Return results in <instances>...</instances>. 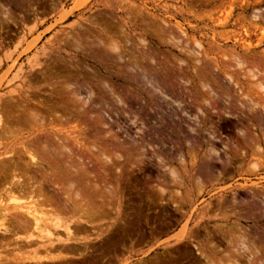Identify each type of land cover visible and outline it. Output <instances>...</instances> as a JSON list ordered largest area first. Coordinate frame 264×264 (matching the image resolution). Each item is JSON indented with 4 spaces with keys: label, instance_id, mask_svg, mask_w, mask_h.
Instances as JSON below:
<instances>
[{
    "label": "rangeland",
    "instance_id": "1",
    "mask_svg": "<svg viewBox=\"0 0 264 264\" xmlns=\"http://www.w3.org/2000/svg\"><path fill=\"white\" fill-rule=\"evenodd\" d=\"M259 81L263 89L264 0H0V105L22 94L50 113L43 132L118 190L111 215L77 233L88 248L73 254L92 255L77 263L165 264L174 255L179 264H264ZM37 129L2 135L0 153L28 161L21 145ZM55 151L46 158L64 165L67 154ZM11 171L0 172L3 192ZM3 192L0 209L31 206ZM26 235H0V264L67 253L27 245Z\"/></svg>",
    "mask_w": 264,
    "mask_h": 264
},
{
    "label": "bare ground",
    "instance_id": "2",
    "mask_svg": "<svg viewBox=\"0 0 264 264\" xmlns=\"http://www.w3.org/2000/svg\"><path fill=\"white\" fill-rule=\"evenodd\" d=\"M238 62H237V66L241 63V61H238ZM239 66L241 67V65ZM256 69L258 70V68ZM254 70L247 71L248 73L252 74L251 76L253 77V79L257 78V76L260 75L258 73L260 71H257V73L259 74L257 75L253 73ZM258 84L260 88L263 87V82L257 83V86ZM68 88L69 87H67V89ZM11 92H14V91H11ZM17 96L18 98L17 100H15ZM17 96L16 97L14 96L15 99L14 100L12 99V101L7 99L9 102L8 101L6 102L4 100V103L0 105V137L2 135L9 137L12 135L14 131L21 132L23 127L26 125H28L29 127H32L33 130L39 127L40 129H37V132L38 131L43 132L42 128H43V124H45L44 120L47 119V116L50 115V113H47V116H45L46 117L45 118L42 114H40L35 109H33L34 107L31 108L29 106L27 101L24 100V95L18 94ZM55 105H54L53 110L55 109ZM49 107L51 108L53 107V105ZM49 111H45V113ZM50 112H53V111H50ZM52 115L54 116V114ZM60 117L62 118V116ZM39 134L41 133L39 132ZM15 135L13 134V136ZM51 136L52 135L50 133L43 132L41 135L37 134V136H35L34 139L27 142V146L25 145L26 143L25 144L22 143L21 145L23 149L22 154L28 157V161H23V156L21 154H16V153L13 154V152L12 153L10 152L0 153V172H3L5 169L10 168L15 173V175L13 173L14 176L12 177L11 181L7 185L6 192L5 191L3 192V189L0 191L4 193L3 195L7 194L9 196V202H11L12 204L13 203L17 204L19 201L23 202L24 199H22V197L19 198L17 196L27 197L29 201L31 200L30 203H28V204H31V206H26V204H24L25 206L24 205L16 206L14 204L15 205L14 207L15 209L13 208L14 211L10 209L9 204L7 205V207L5 205V207L0 209V228H1L0 230H2V234L0 232V235H4V237L15 235V234L17 235L18 230H23L27 233L25 237L27 241V245H31L36 242H37L36 245H38L39 242L37 240H39L42 243L41 248L44 249V251H47V252L54 251L55 252L56 250L58 252V250L61 248L63 251L66 250L67 252L66 254L63 253V255H59V256H52V257L49 256L45 258L34 257L28 261L33 260L41 264H62L64 262L65 264H81V263H77V261L83 260V263H87L86 262L87 257H92V255L88 254V252L82 253L80 250V253H78L79 256L78 255L76 256L75 255L76 253L73 254L75 251L79 249V247H84L85 249L88 248V242L83 243L78 238L77 233L82 232V231L87 232L86 226L92 224L91 220H93L94 218H96L97 220V218L102 219V218H105L111 215L110 214L112 210L111 203L114 201V199L118 201L117 200L119 196L118 190L115 188V186L113 187L112 185L108 184V179L106 177H102V175H99L100 177H98L94 175L93 173H91V171H89L86 164H84L85 163L83 162L84 160L80 159V157L76 158L77 160L75 162L77 163L73 164L72 160L75 159L71 157L72 156L71 153H73V151L71 152V149L68 148L69 146L67 147L66 145H64L65 143L60 142V140L58 141V137H54L53 139V136L52 137ZM66 139L69 140V138H66ZM61 141H62V138H61ZM52 143L59 144L58 146L60 149H58L57 147L52 149L54 151L56 150L55 153H57V150H58L59 156L61 155L60 153H62V155L64 153L67 154L66 156L67 161L64 163V165L60 163L62 160L60 162L56 161L55 164H53L50 161L52 159L51 152H54V151H51L50 149L51 146L49 147V144H52ZM28 147L30 151L28 150ZM31 150L32 151L34 150V151L32 152ZM10 154L12 155L10 156ZM46 157H48L50 160H48ZM45 167H49L50 169L46 170ZM78 180H81V182L79 181L80 182L79 183ZM83 183H85L86 185L85 186L86 190H82L80 187ZM50 187L57 189L59 193L64 195V199H65L63 200L64 202L58 201L55 197L49 195L51 191ZM87 190L91 192L89 193V191L87 192ZM55 191L56 190H54V192ZM58 196H61V195L58 194ZM0 204L3 205V201L1 199H0ZM47 205H50V206H47ZM49 207L51 208L49 209ZM120 207L121 206H118L115 210L117 214L121 212ZM45 208H48L49 212L46 213V211H44ZM69 214L71 215L69 218L64 217V215H69ZM78 214H79V217L76 218ZM118 215L124 216L123 213L122 214L119 213ZM71 223H73L72 226H71ZM121 224H123L124 226L122 227L119 225L118 226L119 229L121 230L127 229L124 221ZM73 225H75V230H74ZM59 231H62L64 233L65 238L64 237L62 238V236H60L61 234H59L58 236V233H61ZM28 232L29 233L31 232V233L28 234ZM34 232L36 234H33ZM21 233H24V232H21ZM105 233L106 231H103V233H101L100 236H103ZM56 234L58 237L56 236ZM102 242L103 243L101 245H104L105 241H102ZM171 245L174 246L175 244L167 243V246H171ZM24 248L22 247L20 249L24 250ZM84 248H82V250ZM23 250H19V252ZM197 251H199L198 248H197ZM198 253H201V252H198ZM204 255L205 254H203V258H204ZM75 256L77 257V259L75 258ZM73 258L76 259V261L70 260ZM214 259L205 258V261H206L205 264L223 263L222 259H218L219 261H215ZM165 264H179L178 257L172 255V256H169L168 258H165Z\"/></svg>",
    "mask_w": 264,
    "mask_h": 264
}]
</instances>
